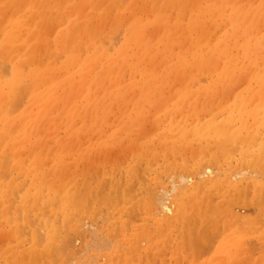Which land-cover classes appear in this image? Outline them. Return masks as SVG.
<instances>
[{
    "label": "rangeland",
    "instance_id": "1",
    "mask_svg": "<svg viewBox=\"0 0 264 264\" xmlns=\"http://www.w3.org/2000/svg\"><path fill=\"white\" fill-rule=\"evenodd\" d=\"M1 1L2 0H0V2ZM6 1L10 3L12 2L11 0H6ZM122 1L123 2H121V4L117 3L118 5L117 8L114 7L113 10L109 11L111 16H115L116 15L115 11H118V9H123L130 2V0H122ZM213 1L216 2L217 0H213ZM260 1L261 0H240V4L244 10H247L248 8H249L248 10L255 9L258 14V15L255 14L253 16V21L255 20V22L253 23L252 29H248V27H242L237 24L235 26L231 25L229 17L232 11L230 12L231 9L224 7L223 12L221 11L219 14L217 13L215 17L207 16L205 18L206 21L203 22L205 25L202 28H205L206 34H204L202 38L199 37L200 33L196 32L197 31L196 28L192 30L187 29V26L190 22V14H191L190 12H187V14H185V16L183 17L184 20H182L181 23L182 30L176 33L175 35L174 38L175 46L171 48L168 47L163 42H161L160 40H156L153 39V37H149L150 36L149 30L151 26H148L149 23L148 16L145 12L143 13L141 11L140 8L142 4H140V2L135 0L132 7L134 8L135 14L140 15L137 16L139 19L137 21L141 24V27H139L137 30H133L130 34H128L127 33L128 29L126 27L127 21H125V24L114 26V28L110 25L108 26L107 24L99 25L103 27V29L101 30L103 33L102 35H100V39L98 40L99 43L96 42L95 44L97 45L91 44L89 47L82 46L79 49V55L81 59H87L88 56L94 55L98 57L99 61L97 63L87 62L86 64L83 65L81 64L72 65V67H70L68 71L64 70L63 68H59L58 73L56 74L57 76L55 75L53 77V80H50V82H47L46 84H44V86L42 85V87H44V90L49 91L48 95L51 93L53 96L51 97L52 100L50 99L51 100L50 105L46 106V109L41 110L39 108L40 106H38L37 104H30V101L28 100V96L26 93L27 92L26 85L27 87H29V82L27 81L24 82L27 84L23 83L22 88H25L24 92L25 91L26 92L23 93L22 91L24 96L21 93L19 97H21V95H22L21 98L25 96L26 97L23 98L22 100L21 98L18 97L19 98L18 101L20 102L22 101L21 102L22 105L18 106L20 108H18L14 114L21 113L22 115L23 113L26 112L28 114L30 113L29 116L32 117L35 116V120L38 128L37 137L39 140H42L43 142L46 143L45 147L47 146L45 148L46 150L45 149H44L45 151L43 150L44 153H42L43 154L42 159L40 158L41 160L38 159L36 160L37 162H40L39 166H42L41 167L42 171L48 172L50 169L63 168V172H65L66 174L65 179L72 180L73 178V180L76 181L77 184L80 186H83V184L87 185L90 183L95 185V183L97 182L102 184L101 192L98 195L99 201L98 199H96L95 204L93 203L94 204L93 206L92 204H90L89 208L84 207L85 204H86L85 206H87V204L92 203L93 200L91 201L87 199L88 201L91 202H87V200L85 201L81 200L82 201L80 202L81 204L79 203L78 204L79 206L77 205L78 208L77 206L76 207L74 206V208L75 209L77 208V210H74L72 207V209L65 211L66 214H64L62 213V211L59 210L60 208L57 207L59 205L57 204V201H52L51 203L49 202L50 207L46 208L48 210H44L45 212H43L42 214L44 217H41L40 216L41 214H38L37 212L35 213V215L31 212L29 214L31 217L29 218L31 219L30 222L28 219V223L23 224V218H24L23 216L25 215V213L23 212L22 208L19 206V202L22 196L28 194V192L29 193L31 192L30 187L32 186V181H30V179L28 178L27 166H29L31 161H34V158L36 159V157L32 159V155H31L32 151L30 150L31 145L29 146V144L26 143L27 145L24 144L23 146L24 149L22 147L23 163L25 162L24 165L25 168H23V170L19 172L15 171L14 169L12 170L11 168L12 164L10 160L8 161L9 165L8 166L5 165V167L2 168V171H6L4 170L5 168L9 171L6 172L8 175H5L7 176V180H9V178L11 177L14 178L12 182L14 183V187L16 188L13 189V191L16 192L14 194L15 197L13 194H11L13 195L11 199L14 198L12 200L13 207L11 208V210L13 209L12 211L13 214L12 212H9V217L12 219L14 216H16V219L19 218L18 221L20 223L19 225L21 224L24 225L23 227L22 226L18 227L17 231L18 233L23 232V234L20 235V238L21 236L24 238L25 241L22 238L21 239L25 243V247H28L29 241L31 242V240L29 239L27 240V238H32L33 235L37 237V235L39 234L40 235L44 234L45 230H43V226L45 229L46 224L47 225L55 224L56 227L59 226V230L62 228V231H67V232L71 228H74L73 231L77 229L76 230L77 234L75 232L73 233H75L74 235L80 236V240H81L80 243L78 240L76 242L74 239L76 244L74 242V246L71 245L72 247L78 245L77 248H79L80 246L81 249H83V250L80 249L82 252H77L75 250L77 254L82 253L81 255L78 254V256L73 251L74 256L76 257H74L71 252L72 255L71 254L70 255L74 260L73 259L71 260V257L67 256L70 252L67 255L63 253V257L66 259L65 260L64 258L61 257L62 254L61 256H58V254H56L55 251L51 250L52 252H55V254H52L51 251L49 253V256L48 254H46L48 258L51 257L50 262L48 261L49 259L47 260V257H45V259H43L42 262H39V264H43V262L44 264L45 263L64 264L65 261L66 264H72V263L96 264L97 262H98L97 264H104L107 259L106 256L109 255L113 257L112 256L114 254L113 251L116 248L117 249L124 248L120 252L121 254L124 255L125 247H122L121 243L117 239L118 237L116 235H114L115 237L112 236L111 233L112 230L114 229V223L116 224L115 221H121V220L128 224L127 234L140 231V229L138 230V228H140L141 226H142L141 229H143L144 226L146 227L148 226L147 230H149V232H152V235H156L158 232L156 223H163L165 225V228L167 230L166 231L164 230V232L166 233L165 235L164 232L162 234V236H165L164 237L165 241L163 240V246H165L166 244L168 245L165 247V250L162 249L164 247L159 248L164 252L161 258H163V260L165 261L161 262L160 258L156 254L155 260H151L152 264L154 263V261L156 262V264H189V263L204 264L205 262L204 259L212 255L213 251L219 247V242L222 240L219 238H222L223 236L224 233L223 229L225 227V224L229 225L231 222V217L229 215L228 216L221 215L216 217V219H212L211 217L208 216L207 217L208 219L206 218L207 222H202V220H200L199 218H197L195 214H193V208L192 210H189L188 208L191 216L189 220L184 223V228L186 229L181 227L182 226L181 221H179L177 216L174 215H177L179 212H181L180 211L181 205L186 204L188 200L186 195H184V192L187 191V189H189L188 196H191L192 190L190 189L196 185L195 184L196 181H197V185L195 189L199 192L201 190V194L207 192L208 200L209 202H212L214 204V205L212 204L213 206H215L218 203V201L220 202L221 200L219 197L217 198L218 194L215 193L214 187L210 186V184L207 182V180L210 181L211 178H213L214 181L213 185L219 184L216 182H219L220 179L221 181L226 180V177H227V181L229 180L228 182L226 181L227 183L231 182L230 184H234V185H237V183H239L237 185L238 194L242 193V195L241 194L240 195L242 196V198H246V199L248 198L251 199L255 197V194L257 192L255 189L257 188V186L264 187V174H262L264 173V160H262V162H260L259 164L253 161L255 159V157H253L254 155L248 156L251 154L253 149L254 150L256 149L255 150L256 153L262 151L261 157L262 159H264V149L259 150L258 145L255 146V143L253 142H249L248 144H242L240 142H237L235 143L237 145H234V143L229 140L231 123L230 121L228 122V118L232 115L235 117L240 116L241 118L246 120L247 125L243 126V129L245 131H243L244 133L242 132L243 134L246 135L248 134L249 131H251L252 133V130H250L251 128L249 125L253 122V119L250 114L261 113L260 116L261 117L264 116V114H262L264 113V83L253 81L257 72L258 71L261 72L262 70H264V67H261L264 66V48H261L262 44H264V39H262L264 38V4H261ZM12 5L13 4L7 6H12ZM63 5L65 6V3L62 4L61 6L62 9L64 7ZM75 5L78 6L77 9L85 8L84 6L85 4H83V2L80 0H75ZM107 7H108V1L104 0L102 8L99 9V13L105 11ZM24 8L25 7L23 4V9ZM14 11H15L14 8H7L1 11V14L4 16L1 23H5L9 19H11L13 17ZM70 13L72 14L73 12L70 11ZM171 13L172 15H170L171 19L169 21L165 20L159 23L160 28H162L163 25L166 24L167 22H169L167 26H169L170 28H175L174 19L178 17V12L176 9H173ZM127 14L129 15V13ZM53 15L54 17H57L56 13H54ZM60 18L63 21L60 22V20L57 19L53 21V26L55 27L53 30V35L50 36V41L54 47L55 45L59 46L58 40L60 41L62 40L64 43L67 39L66 36L67 32H65L62 38L56 40V36H55L56 26H59L60 23L61 26L59 27V30L66 29L70 23V20H68L67 18V14H63ZM208 19L209 21H207ZM94 21L95 19L93 20V23L97 24V21L95 22ZM188 36H191L192 38H187ZM222 38L226 40L227 44L230 47L228 48L229 50L228 55L231 59L233 58L232 65L233 63H235L233 67V72L231 74L232 78H229L227 76L228 75L227 65H229V63L228 61H226L225 58L223 57L219 59L213 58L210 63L207 62L208 52L216 44V42ZM86 39H87L86 37L83 38L84 41H87ZM188 39L189 40L194 39V41L197 42L194 48L189 45ZM260 39H262L260 46L258 48H254V45ZM61 42L60 44L62 45L63 43ZM247 44L249 45L251 44L250 48L252 49L250 51V54H247V47L245 48L243 47L244 45ZM188 46L192 48V50L190 48L188 49ZM40 48H41L40 57L44 62L47 61L48 59H51V61L55 62L56 67L62 65L65 62L66 58L63 55V53L58 54L57 52H51V51L45 52L44 47L42 48L41 46ZM166 48H171V49H169L170 50L169 51ZM193 51H197L199 54L204 55L203 58L206 59L205 63L198 65L193 58L192 55ZM247 55L249 56L247 57ZM182 57H185V59L189 63H191L194 67L178 68L177 67L178 61ZM111 60L113 61L111 63L112 68L110 69V71L105 72L104 69H101L103 64ZM193 68L196 71H194ZM248 74L250 75L249 79L247 77ZM2 75L5 76L6 74L4 73ZM251 75L254 77H252ZM6 76H7L6 78L9 77L8 75ZM83 82H86L84 86L87 87V89L84 91L80 87ZM79 83L81 84L79 85ZM110 84H112V86H110ZM148 86H149V90L147 91V95L145 96L143 95L142 89L143 87H148ZM74 87L80 89L76 91L77 89L76 88L74 89ZM73 89L76 92H74ZM80 92H82L83 94H78ZM182 96H184L185 99H182ZM76 97L79 99H77ZM70 106L74 108V112H73V116L68 118L67 108ZM40 115L45 117L43 119L38 118V116ZM135 121H137V125L131 127L130 126L131 123H134ZM123 122L127 123L128 128L122 129L123 127L121 123ZM212 126L215 127L217 126V130H218L216 136L213 138V141L214 139L217 138L219 139L221 138L224 141L221 140L219 143L213 141L209 143H204L203 137L207 136V134L209 133L208 131H210V127ZM156 128L158 129L157 131ZM169 128L170 131H168ZM257 131L260 134L259 135L260 139H264V137L261 138L262 130L258 129ZM164 133L167 134L163 137ZM254 136L255 134H252V138ZM165 143H167L166 146L167 147L170 146L168 148H171L173 151L170 150V152L168 151V153L163 152L162 151L163 145ZM220 144L232 148L229 150L230 151L229 153H231L230 155H232L231 158L221 154L222 152L221 147L223 146L222 145L220 146ZM252 144L254 145V147H251ZM200 146L201 148H203V150H199ZM151 147L152 149L155 150V154H153V152H149L148 148ZM242 151L244 152V154H242L243 153ZM166 155L168 158L166 157ZM47 159L50 160L48 161ZM184 159L186 160L184 161ZM42 164L44 165L45 170ZM145 164L149 166L151 165L150 169L146 168L147 165ZM211 165L217 167V171L215 169L216 172L214 171V167L211 168ZM202 167L206 168V170L204 169L205 171H207L208 169L210 171L212 169V171H214L217 174H214L211 171V173L209 174L210 176L209 175L207 176L206 172L202 169ZM207 167L209 168L207 169ZM136 168L138 169L135 172L134 170H136ZM119 169L121 173H119ZM129 169H130L129 173L135 172L137 176L132 173H131L132 175L128 174ZM182 170L185 171L186 173L183 174ZM242 170L243 172L244 170H246L247 173L244 174L245 172L243 173ZM142 171L144 172L145 177ZM157 171L159 173H157ZM172 171L175 176L173 175ZM209 171H207V173ZM232 171L234 172V174ZM240 171L243 175L240 173ZM123 172L125 173V175H122ZM177 172H179V174H176ZM200 172H202L203 175L200 176ZM187 173H189V175L192 177H189L188 175L187 177H189L190 179L186 177L187 179L185 180V182L184 180H182V178L185 176L178 177L181 174L186 175ZM212 173L215 176H212L211 175ZM239 173L241 174V176ZM110 174L112 175V177ZM254 174L257 175V179H255L256 177ZM130 175L132 176L131 177L132 181H130ZM134 175L136 176V178ZM171 175L173 177L172 183H171L172 181ZM195 175L197 176V178ZM85 176L87 179L84 178ZM123 177H124V181H122ZM259 179L262 181H260ZM181 180L183 184L187 183L188 182L187 180H190L191 182L189 181L188 185L186 186V189L183 188V192H181L182 191L181 190L177 194V196H175V194L177 193L175 192L174 196L170 198V201L169 202L166 201L167 203L165 202L167 204V205L165 204L166 207H162V206L159 207V205L162 204L159 203V200L156 201L155 198L156 193L157 192L159 193L160 189L162 191H164L163 189L165 190L173 189L175 186L173 184L176 182L178 183V181L180 182ZM81 181L82 182L85 181V182L82 183ZM261 182L262 184H260ZM112 183L116 184V185L114 184V186L117 187L116 190H114L115 189L113 188L114 186L111 185ZM202 183L204 185V186L202 185L203 187L201 186ZM205 183L207 187L205 186ZM15 184H18L20 186L17 187L15 186ZM170 184L173 186H171ZM146 185H148L149 187H147ZM198 186L201 189H199ZM249 186L251 188H249ZM111 187H112L111 191L114 190V193H116L114 194L113 192H111L112 197H110ZM151 190L153 191L151 192ZM13 191L12 193H14ZM116 191L118 192V194ZM126 192H128L130 196ZM150 192L151 193L155 192V193L151 194ZM199 192L198 194L200 195ZM107 193L108 194L110 193L108 198H113V194H114V199H116L117 197L116 195H118V197L120 196L121 198L118 197L117 198L121 199V201L118 200L119 201L118 202L117 199L116 201L115 200L113 201V199H111V201L114 202V204L115 202H117L114 205L113 203H111L110 200H107L108 199L107 198L106 202H104L105 201L104 198H106L105 196H108ZM124 193H126L127 195L125 194V196H123ZM149 193L152 195V197H150L151 195ZM180 193H182L183 195ZM240 195L236 194L237 197H239ZM229 196L233 197V195L232 196L229 195ZM54 197H57V195L56 196L54 195ZM211 197L213 199H211ZM140 202L142 204H140ZM157 202L159 203V205ZM153 203L154 205H152ZM51 204H53L52 208H55V210L57 208L58 210L57 211L53 210L51 208ZM122 205H125L126 209L123 208L124 206ZM146 205L150 207L148 213L145 211L144 208H142L143 206L146 207ZM240 206L241 203H239V205L232 204L230 208L237 209ZM17 207L20 208V210L17 211L18 213L20 211L19 214H17L16 212ZM86 209H89L90 213ZM122 209L124 210V213ZM52 210L55 211L56 213H54ZM82 210H86V212L84 213L85 217L84 216L81 217L80 215L81 213L79 214V212H81ZM156 210H158V212ZM67 212L70 213L68 214ZM72 212L73 215H70L72 214ZM15 213L16 215H14ZM17 215L20 216L17 217ZM66 215L68 217L70 216L71 218L67 219L68 217H65ZM86 215H89V217ZM258 216L264 217V213L258 214L256 217ZM111 217L113 218L111 219ZM122 218H124V220ZM243 218L244 217H238L236 220H234V222H232V225L236 226L237 224L236 222L239 223L242 222L241 220ZM84 220H86L85 222L89 224L83 222ZM258 220L261 219H257L256 221L257 223L252 222L249 225L247 224L249 222H246V224L245 222H242L241 224L243 223L244 224L242 225L243 228L241 229H240L241 226H239L240 232L238 231L237 232L238 235L242 237V240L247 239L248 243H250L251 241L254 242L252 246L251 243L250 245L246 244L247 253L244 254V256L241 255V257L243 258H241L240 259L241 261L239 260L236 264H252V263L264 264V261H262V259H264L262 258L264 257V228H262L261 222H259ZM167 221H169L170 224H166ZM42 222L44 223L41 224ZM98 222H100V224ZM78 224L80 225V228ZM251 224L254 225L252 226ZM30 225L32 226V228H30L31 227ZM11 226H12L11 222L6 223L4 222L3 219H0V251L1 249L4 250V248H6L9 245H12L13 243L12 235L14 234V232L11 233L10 230ZM90 226L92 227L90 228ZM251 226L254 229V232L253 229L250 228ZM236 227L233 228L238 230ZM34 229L37 230V232L39 231L40 233L38 234L36 231H34ZM190 230L192 231V233L197 234L196 238L195 236L193 238L192 245L187 234L190 232ZM12 231L14 230L12 229ZM71 231L68 234L67 233L66 234L69 236L70 233L72 234ZM78 231L81 233V235L84 236H81ZM28 232L32 233L31 234L32 236L30 235L26 236L25 233L29 234ZM259 234L260 237L258 238ZM72 235H70L71 238L74 236ZM40 237L41 239H39V241L42 240L44 236L43 237L40 236ZM81 237L83 238L84 241L81 239ZM108 238L109 240H107ZM147 238L148 237L145 236L140 240V241L145 240L144 242L142 241L140 243L141 249L140 248L138 249L137 247L138 253L141 254L142 252H144L141 254L143 256L145 255L149 256L150 253L148 251H150L151 249H157L159 246L157 245L156 247H154L153 242H152L153 244L152 246L149 244L148 246ZM115 239L118 243L114 241ZM92 241H94L93 243H95L96 246L93 243H90ZM83 242H85V244H83ZM105 242H107V244L109 242L110 243L108 245L102 246V244H106ZM182 242L185 244H183ZM26 243L28 245H26ZM44 243L45 242L43 241L42 244L44 245ZM179 243L181 245V246L179 245V247L182 248V251H179L180 254L178 253L179 255L178 257L175 255L176 253L174 254L173 249ZM255 243L256 245H254ZM209 244L213 246H210V248H208L207 246ZM81 245H83L84 248ZM90 245L91 247H89ZM249 246H251L252 248L251 247L249 248ZM146 247L149 249L146 250ZM253 247L256 248L258 252L256 250L254 251ZM60 248L64 250V245L63 247ZM84 249L85 250L88 249V250L84 251ZM100 249L103 251H101ZM143 249H145L146 252L142 251ZM66 250L69 251L68 248ZM71 250H73V248H70V251ZM139 250L141 251L139 252ZM64 251L61 250V253ZM165 251H169L168 255ZM189 251H192L189 253L190 255L188 254ZM50 254H52V256ZM55 255L58 256L59 258H57ZM64 255H66L67 257H65ZM164 255H167V257ZM172 255H174L173 258H171ZM188 255H189V259L191 258L193 259V257L194 259L193 260L191 259L190 261L188 259ZM53 257L55 258V260L53 259L52 262ZM156 257H157V261H156ZM79 258L80 261H78ZM124 260L125 257L123 256V260L120 258L119 262ZM249 260H251V262ZM1 261L3 262L2 259H0V263ZM107 262L109 263V261ZM125 263L126 262L124 261L123 264ZM135 264H139V263H135Z\"/></svg>",
    "mask_w": 264,
    "mask_h": 264
},
{
    "label": "bare ground",
    "instance_id": "2",
    "mask_svg": "<svg viewBox=\"0 0 264 264\" xmlns=\"http://www.w3.org/2000/svg\"><path fill=\"white\" fill-rule=\"evenodd\" d=\"M11 1H12L11 3L6 1V0H2L0 2V116H1L0 117V217H2L0 219H3L4 222H6V223H10V222L12 223V226H11L10 230H11V233L14 232V234L12 235L13 236L12 245H9V246L6 245L7 247L4 248V250L1 249V251H0V259H2L3 262H4L3 263L1 261L0 264H39V262H42V260L45 259V257H47L46 254H48V256H49V253H50L51 250L55 251L56 254H58V256H61V254H62V256H61L62 258H64L63 257V253L67 255L70 252L67 256L71 257L72 254L74 256L75 250L77 252H82L81 250H83V249H81L80 246H79V248H77L78 245L77 246L75 245V247L71 246V245L74 246V242L75 241L77 242V240H78L79 243L81 241L80 240V236L74 235L75 233L77 234V231H76L77 229L73 231L74 228H71L67 232V231H62V228H61L60 229L61 231H60L59 230V226L56 227L55 224L54 225H51V224L47 225L46 224L45 225L46 226L45 229H44V226H43V230H45L44 234L40 235L39 234L40 232L39 231L37 232V230H35L36 229V227H35L34 231H36L39 235H37V237L35 235H33L32 238H27V240L29 239V240H31V242L29 241V245L26 243V245H28V247H25V243L23 242L24 238L22 236H21V238L23 240L20 238V235L23 234V232L22 233L21 232L18 233V231H17L18 227H21V226L23 227L24 226L23 224H27L28 223V219L31 218L30 215H29L31 212L34 215L37 212L38 214H41L40 215L41 217H44L42 214H43V212H45L44 210H48L46 208L50 207L49 204L52 201H57V204H59L57 207L60 208L59 210L62 211V213H64V214H66L65 211H68L69 209H72V207H73L74 210H77V208L79 206L78 204L80 202H82L81 200H83V201H85L87 199H89L91 201L93 200L94 202L92 201V203H88L87 206H85L86 205L85 204L84 207H86V208L88 207L89 208L90 204H92V206H93L95 204V200L96 199H98V201H99L98 195L101 192L102 184L97 182V183H95V185L90 183V184H87V185L83 184V186H80V185L77 184L76 181L73 180V178H72V180H68V179L66 180L65 179L66 178V176H65L66 174H65V172H63V168L50 169L49 170L50 172L49 171L48 172L42 171V168H41L42 166H39L40 162H37L36 160L37 159L38 160L42 159V155H43L42 153H44V151L46 150L45 148L47 146L45 147L46 143L43 142L42 140H39L38 137H37V135H38V130L37 129L38 128H37L35 116H33V117L29 116L30 113L28 114L26 112L23 113L22 115H21V113L20 114H14L16 112V110L18 108H20L18 106L22 105L21 104L22 101L21 102L18 101V99L21 98L22 95H21V97H19V96L22 93V91H23V93H25L27 91L26 93H27V96H28V100L30 101V104H37L38 106H40L39 108L41 110L46 109V106L50 105L51 100H52L51 97H53V96H52L51 93L48 95L49 91L48 90H44V87H42V85L44 86V84H46L47 82H50V80H53V77L58 73V69L59 68H63L64 70L68 71L69 68L72 67V65H77V64L83 65V64H86L87 62L97 63L99 61L98 57L94 56V55L93 56H88L87 59H81V57L79 55V49L82 46L89 47L91 44H95L96 42L99 43L98 40L100 39V35H102V33H103L101 31L103 29V27L99 26V25H101V24H105L106 25L107 24L108 26L110 25V26H112L114 28V26L125 24V21H127V25H126V27L128 29L127 33L130 34L133 30H137L139 27H141V24L137 21V20H139L137 16H140V15L139 14H135L134 8L132 7L135 0H130V2L127 4L126 7H124L123 9H118V11H115L116 12L115 16H111L109 11L113 10L114 7L117 8V6H118L117 3L121 4V2H123L122 0H117V1L106 0V1H108V7L102 13H99V9L102 8L104 0H80V1L83 2V4H85L84 5L85 8H82V9H77L78 6L75 5V0H11ZM136 1L140 2V4H142L141 8H140L141 11L143 13L145 12L147 14V16H148V19H149L148 26H151V28L149 30V35H150L149 37H153V39L160 40L161 42H163L164 44H166L168 47H171V48H173L175 46V42H174L175 35H176V33L180 32L182 30L181 23H182V20H184L183 17L185 16V14H187V12L191 13L190 14V22H189V24L187 26V29L188 30H192V29L196 28L197 29L196 32L200 33L199 37H201V38L203 37L204 34H206L205 28H202L205 25L203 23V22L206 21L205 18L207 16H214L215 17L217 13L219 14L221 11L223 12L224 7L228 8V9H231L230 12L232 11V13H231V15L229 17L231 25L235 26L237 24V25L242 26V27H248V29H252L253 28V23L255 22V20L253 21V16L255 14H257L255 9L248 10L249 9L248 8L247 10H244L242 8L241 4H240V0H217L216 2H214L213 0H136ZM260 2H261V4H264V0H261ZM64 3H65V6L63 5L64 7L62 9L61 6ZM10 4H13V5L12 6H7V5H10ZM23 4H24V7H25L24 9H23ZM7 8H14L15 11H14L13 17L11 19H9L7 22L1 23L2 19L4 18V16L1 14V11H3L4 9H7ZM173 9H176L177 12H178V17H176L174 19L175 28H170L169 26H167V24L169 22H167L166 24L163 25L162 28H160L159 23L161 21H165V20L169 21L171 19L170 15H172L171 11H173ZM60 11H62V12H60ZM70 11H72L73 13L71 14ZM54 13H56L57 17H54V15H53ZM127 13H129V15ZM138 13H139V11H138ZM63 14H67V18H68V20H70V23H69V25H68V27L66 29H60V30H59V27L61 25L59 23V26H56V29H55V36H56V40H57V39L62 38L63 34L65 32H67V35H66L67 39H66V41L64 43H63L62 40H61L62 42L60 40H58L59 46L55 45V47H54L51 44V41H50V36L53 35V30H54V27H55V26H53V21L55 19L60 20V22L63 21L60 18ZM94 19H95V21H97V24L93 23ZM207 21H209V19ZM64 22H65V20H64ZM183 25H184V22H183ZM185 32H184V34H185ZM84 37L87 38L86 39L87 41L83 40ZM187 38H192V37L188 36ZM262 39H264V38H262ZM262 39H260L254 45V48H258L260 46V44L262 42ZM60 42L63 43V44L61 45ZM188 43H189V45L191 47L194 48L197 42L194 41V39H190V40L188 39ZM95 45H97V44H95ZM250 45L247 44V45L243 46L244 48L247 47V54H250V51L252 49V48H250ZM41 46H42V48L44 47L45 52L51 51V52H57L58 54L63 53V55L66 58L65 62L62 65L57 66V67L55 66V62L51 61V59H48L47 61L44 62L42 60V58L40 57V49H41L40 47ZM171 48H166V49L169 50ZM189 48L190 47L188 46V49ZM228 48H230V47L227 44L226 40L223 39V38L219 39L216 42V44L208 52V60H207V62L210 63L213 58H215V59H219V58H222V57L225 58L226 61H228V63H229V65H227V68H228V73H227L228 75L227 76L229 78H232L231 74L233 72V67H234L235 63H233V65H232V59L233 58L231 59L229 57ZM261 48H264V44H262ZM190 49L192 50V48H190ZM192 55H193V58H194L195 62L198 65H201V64L205 63L206 59L203 58L204 55L199 54L197 51H193ZM248 56L249 55H247V57ZM112 61L113 60L103 64L101 69H104L105 72L110 71V69L112 68V65H111ZM224 63H226V62H224ZM207 66H210V65H207ZM177 67L178 68H187V67L191 68V67H194V66L191 63H189L185 59V57H182L178 61ZM261 67H264V66H261ZM220 70H221V68H220ZM194 71H196V70L194 69ZM4 73L6 75H8L9 77L6 78L7 77L6 75L5 76L2 75ZM247 77L249 79L250 75L248 74ZM252 77H254V76H252ZM248 79H247V81H248ZM26 81L29 82V87H27V85H26V91L24 92L25 88H22V85ZM253 81L264 83V70H262L261 72L258 71L256 76L254 77ZM85 83L86 82H83L82 84L79 83V85L81 84L80 87L83 89V91L87 89V87L84 86ZM24 84H27V83H24ZM110 86H112V84H110ZM110 86H109V88H110ZM75 88L76 87H74V89ZM79 89H77L76 91H78ZM148 90H149V86L148 87H143V89H142L143 95L146 96ZM76 91L74 90V92H76ZM159 93H161V92H159ZM78 94H83V93L80 92ZM23 96H24V94H23ZM25 97H23V98H25ZM23 98H21V100ZM74 99H75V97H74ZM77 99H79V98H77ZM182 99H185V97L182 96ZM92 106H93V104H92ZM167 106H168V104H167ZM21 111H22V108H21ZM73 112H74V108L72 106L67 108V116H68V118L73 116ZM26 114H28V115H26ZM262 114H264V113H262ZM250 115L252 116V119H253V122L249 125L250 128H251L250 130H252V133H251V131H249L248 134H246V135L243 134L244 133L243 131H245L243 129V126L247 125L246 120H244L240 116H236L235 117L233 115L228 118V122L230 121V123H231V129H230V132H229V138H230L229 140L232 141L234 143V145H237V144H235L237 142H240L242 144H248L249 142H253V143H255V146L258 145L259 150L264 149V139H260V137H259L260 134L257 131L258 129H261L262 130L261 138L264 137V136H262V135H264V116L261 117L260 116L261 113L250 114ZM44 117L45 116H42V115L38 116V118H42V119ZM91 117H92V115H91ZM37 120H39V119H37ZM121 124H122V127H123L122 129L128 128V125H127L126 122L125 123L123 122ZM135 125H137V121H135L134 123H131L130 126L133 127ZM158 126H160V125H158ZM220 129H221V127H220ZM157 130L158 129L156 128V131ZM168 131H170V128L168 129ZM208 132L209 133L207 134V136L203 137L204 143H209V142L213 141V138L216 136V134L218 132L217 126L216 127L215 126L210 127V131H208ZM166 134L167 133H164L163 137ZM252 134H255V136L253 138H252ZM221 140L224 141L221 138L220 139L217 138V139H214L213 142L219 143ZM26 143L29 144V146L31 145V149L30 150L32 151V154H31L32 155V159L34 157H36V159L34 158V161H31L29 166H27V168H28V173L27 174H28V178L30 179V181H32V186L30 187L31 188V192L29 193L28 191H30V190H28L27 191L28 194L22 196L21 199H20L19 206L22 208V210L25 213V215L23 216L24 217L23 218V224L19 225L20 224L18 222L19 218H17L18 219L17 220L16 216H14L12 219L9 217V212L13 211V209L11 210V208L13 207V201L12 200L14 198L11 199V197H13V195L16 192V191H13V189L16 188V187H14V183L12 182L14 178L11 177V178H9V180H7V176H5V175H8L6 173L8 170L5 168L4 170H6V171H2V168H4L5 165H7V166L9 165L8 164L9 160L11 161V164H12V167H11L12 170L14 169L15 171L19 172V171L23 170V168H25L24 167L25 162L23 163V155L22 154H23V149H24L23 146ZM225 143H226V141H225ZM166 145H167V143H165L163 145V150L162 151L168 153V151L170 152V150H172V149L168 148L170 146L167 147ZM221 145L222 144H220V146ZM222 146L223 147H221V149H222L221 151L223 153L221 152V154H223L226 157H230L231 158L232 155H230L231 153H229L230 152L229 150L232 149V148L227 147L225 145H222ZM22 147H23V149H22ZM251 147H254V145L252 144ZM148 150H149V152H153V154H155V150L152 149V147L148 148ZM152 150H154V151H152ZM199 150H203V148H201V146H200ZM253 150H252L251 154L248 155V156L254 155L253 157H255V159L253 161H255V162L260 164V162H262V160H264L261 157L262 151L256 153V151H255L256 149L254 151ZM234 151H236V150H234ZM145 154H146V152H145ZM242 154H244V152ZM166 157H167V155H166ZM167 158H166V160H167ZM47 160L49 161L50 159H47ZM185 160L186 159H184V161ZM253 161H251V162H253ZM145 165H147V164H145ZM150 166L147 165L146 168L150 169ZM131 167H133V166H131ZM168 167H170V166H168ZM194 167H196V166H194ZM204 167H205V165H204ZM212 167H214V166L211 165V168ZM43 168H44V165H43ZM138 168H136V170H134V171L136 172ZM208 168L209 167H207V169ZM202 169L206 170V168H203V167H202ZM215 169L217 171V167L216 166L214 167V171H215ZM246 169H248V168H246ZM260 169H262V168H260ZM44 170H45V168H44ZM195 170H197V169H195ZM222 170H224V169H222ZM125 171H126V169H125ZM131 171H133V170H131ZM182 171H180V172H182ZM207 171H209V169ZM207 171H205V172H206V175L208 176L211 173L212 169L208 173H207ZM214 171H212V172L214 174H217V173H215L216 171L215 172ZM258 171H259V169H258ZM124 172H123L122 175H125ZM129 172H130V169L128 171V174L132 173V174H135L137 176V174L135 172L134 173L133 172L129 173ZM237 172H239V171H237ZM242 172H243V170H242ZM244 172H243L244 174L247 173L246 170H244ZM119 173H121L120 169H119ZM157 173H159V172L157 171ZM172 173H173V171H172ZM184 173H186V172L183 171V174ZM213 173L211 175L215 176V175H213ZM240 173H241V171H240ZM143 174H144V172H143ZM176 174H179V172H177ZM233 174H234V172H233ZM241 174H240V176H241ZM262 174H264V173H262ZM131 175H130V181H132V178H131L132 176ZM158 175H160V174H158ZM173 175H174V173H173ZM188 175H189V173H187L186 175H182L181 174L178 177L185 176V177H183L184 179L182 178V180H184V182H185V180L187 178L190 179L189 177H192L190 175H189V177H187ZM201 175H203L202 172H200V176ZM78 176H81V175H78ZM136 176H135V178H136ZM204 176H205V174H204ZM111 177H112V175H111ZM144 177H145V174H144ZM255 177H256L255 179H257V175H255ZM15 178H17V177H15ZM84 178H86V176ZM171 178H172V181H171V183H172L173 182L172 175H171ZM196 178H197V176H196ZM219 178H221V177H219ZM211 179H210V181L207 180V182L210 184V186L214 187L215 193L218 194L217 198L219 197L221 201L220 202L218 201V203L215 206H213L214 204L212 202H209V200H208L207 192L204 193V194H201V190L199 192V191H197L195 189V187L197 185V181H196V183H195L196 185L194 184L195 186H193L190 189V190H192L191 196H188V194H189L188 190L189 189H187V191L184 192V195H186L188 200H187L186 204L181 205V209H182V210L180 209L181 212H179L177 215H174V216H177L179 221H181V224H182L181 227L184 228V223L187 222L189 220L190 216H191L189 210H192V208H193V214H195L197 216V218L202 220V222H207L206 218L208 216L211 217L212 219H216V217L221 216V215H223V216H228L229 215L231 217V222H230L229 225L225 224V227L223 229V232H224L223 236H222V238H219V239H222L219 242V247L216 248V250L213 251L212 255H210L206 259H204L205 260L204 264H236L241 258H243V257H241V255L244 256V254L247 253L246 244L250 245V243H251V246H252L253 242H254V241L253 242L251 241L250 243H248L247 239L246 240H242V237L238 235V232H240L239 226H241L240 229L243 228L242 225L244 223L243 224H241V223L245 222V224H246V222H249V223H247L249 225L252 222L257 223L256 222L257 219H261L262 221L261 220H258V221L261 222L262 228H264V217H262V216L256 217L258 214L264 213V187H261V186L258 187L257 186V188L255 189L257 191L256 194H255V197H253L251 199H249L247 197L249 199L248 200L246 198H242V196H241L242 193H240L241 195L238 194L237 185L239 183H237V185L230 184L231 182L227 183L229 180L227 181V177H226V180H222L221 181V179H220L219 182H216V183H219V184L213 185V183H214L213 178H211ZM232 179H233V176H232ZM234 179H235V177H234ZM167 180H168V178H167ZM182 180L180 182L178 181V183H181V184H178L176 181H174L177 184L176 183L173 184V185H175L174 188L172 187L173 189H169V190L166 189L168 191H166L165 189H163L164 191H162L161 189L159 191V189H158L160 194L157 192L158 195L156 193V197L155 198H156V201L159 200V203L162 204V205H159V203L157 202L159 207L160 206L166 207V205H167L166 203L170 201V198H172V196H174L175 192H177L175 194V196H177V194L181 190H182L181 192H183V188L186 189V186L188 185V182L190 180H187L188 182L185 183V184H183ZM122 181H124V177H123ZM260 181H262V180H260ZM84 182H82V183H84ZM55 184H57V185H55ZM79 184H81V183H79ZM114 184L115 183H112L111 185L114 186ZM260 184H262V182ZM173 185H171V186H173ZM202 185H203V183L201 184V186ZM15 186L18 187L20 185L15 184ZM146 186L149 187L148 185H146ZM205 186H206V183H205ZM250 186H249V188L252 187V186L251 187ZM113 188H115L114 190H116L117 187L114 186ZM119 188H120V186H119ZM188 188H190V187H188ZM199 189H201V188L199 187ZM111 190H112V187L110 188V193L111 192L114 193V190L113 191H111ZM202 190H203V188H202ZM241 190H243V189H241ZM12 191L14 193H12ZM17 191H19V190H17ZM152 191L153 190H151V192ZM155 192H153V193H155ZM198 192L200 193V195L198 194ZM126 193L128 194V192H126ZM126 193H124L123 196H125ZM153 193H151V194H153ZM11 194H13V195H11ZM109 194L107 193L108 196H105L106 198H104V200H105L104 202H106V199L109 197ZM114 194H116V193H114ZM114 194H113V198H108L107 200L111 201V199H113V201L114 200L116 201V199H117V201L118 200L121 201V199H118V198H121L120 196L118 197V195H116L118 198L115 196L116 199H114ZM117 194H118V192H117ZM140 194H141V192H140ZM180 194H182V193H180ZM236 194L240 195L241 197L240 196L237 197ZM54 195L55 196L57 195V197H54ZM229 195H231V196L233 195V197H230ZM248 195H250V194H248ZM14 197H15V195H14ZM110 197H112V193L110 194ZM140 197H141V195H140ZM145 197H146V195H145ZM150 197H152V195ZM132 199H133V197H132ZM211 199H213V198L211 197ZM91 201L87 200V202H91ZM212 201H214V200H212ZM111 203L114 204V202H112V201H111ZM116 203L117 202H115V204ZM154 203L152 205H154ZM239 203H241V206L239 208H237V209H235V208L231 209L230 208L232 204H238L239 205ZM126 204H128V203H126ZM140 204H142V203L140 202ZM210 204L211 205L213 204V205L211 206ZM52 205L53 204H51V208H52ZM74 206L75 207L77 206V208L75 209ZM122 206H124L123 208L126 207L125 205H122ZM18 207L16 208L17 209L16 212L18 210H20V208H18ZM81 208H83V207H81ZM142 208H144L147 213L150 210V207L147 206V205H146V207L143 206ZM188 208H189V210H188ZM52 209L55 210V208H52ZM131 209H132V207H131ZM57 210L58 209L56 208L55 211H57ZM86 210H88V212L90 213L89 209H86ZM86 210H82L81 212H79V214L81 213L80 214L81 217L85 215L84 213L86 212ZM55 211H53V212L56 213ZM122 211L124 213L123 209H122ZM156 211L158 212V210H156ZM160 211H161V208H160ZM155 212H154V214H155ZM19 213H20V211H19ZM19 213L17 212V214H19ZM58 213H59V211H58ZM67 213L69 214L70 212H67ZM99 213H101V212H99ZM12 214H13V212H12ZM14 215H16V213ZM70 215H73V212ZM19 216L20 215H17V217H19ZM86 216L89 217V215H86ZM113 216H115V215H113ZM130 216H131V214H130ZM59 217H61V216H59ZM65 217H68V216L66 215ZM98 217H99V215H98ZM164 217H165V214H164ZM238 217H244V218L241 220L242 222H240V223L236 222L237 224L239 223L238 225L236 224L237 227L235 225L233 226L232 222H234V220H236ZM36 218H37V216H36ZM70 218L71 217L69 216L67 219H70ZM112 218L113 217H111V219ZM122 219L124 220V218H122ZM30 220L31 219H29V222H30ZM48 220H50V219H48ZM250 220H251V222H250ZM85 221L86 220H84L83 222H85ZM147 221H148V219H147ZM58 222H59V220H58ZM78 222H80V221H78ZM88 222H90V221H88ZM115 222H116V224L114 223V229L113 230L111 229L112 230L111 233H112V236L116 235L118 237V238L117 237L116 238L119 240V242L121 243L122 247H125V252H124V255H123L120 252L124 248H121V249L120 248H118V249L116 248L113 251L114 252V254L112 255L113 257H111L109 255H107L109 257L106 256V258L108 260L106 259L104 264H121V263L123 264L124 261L126 262L125 264H135V263L152 264L151 260H155V255L156 254L160 258L161 262L165 261V260H163V258H161L162 254H164V252L161 249H159L161 247H164L162 249L165 250V247L168 245V244L164 243L166 245L163 246V240L165 241V239H164L165 236H162V234H163L164 230L165 231L167 230L163 223H156L158 232H157L156 235H152V232H149V230H147L148 226L147 227L144 226L143 229H141L142 228V226H141L140 228H138V230L140 229V231H136V232H132V233L127 234L128 233L127 232L128 224L123 222L122 220L121 221H115ZM32 223H34V222H32ZM43 223L44 222H42L41 224H43ZM85 223H87V222H85ZM98 223L100 224V222H98ZM171 223H173V222H171ZM87 224H89V223H87ZM166 224H170V222L167 221ZM90 225H91V223H90ZM251 225L253 226L254 224H251ZM85 226H87V225H85ZM104 226H105V224H104ZM232 226L234 228L236 227L238 230L234 229ZM252 226L250 227L251 229H253ZM55 227H56V229H55ZM91 227L92 226H90V228ZM30 228H32V226ZM79 228H80V225H79ZM101 228H102V226H101ZM101 228H99V229H101ZM262 228H261V231H262ZM12 229L14 231H12ZM170 229H171V227H170ZM184 229H186V228H184ZM78 230H80V229H78ZM105 230H107V229H105ZM235 230H236V232L238 231L237 232L238 236L236 235ZM244 230H245V228H244ZM70 231L72 232V234L76 238L77 237L78 238L76 239L71 233L68 236L67 234ZM29 232H31V231H29ZM73 232H75V233H73ZM253 232H254V229H253ZM31 234L32 233H29V234L25 233L26 236L27 235L28 236L29 235L32 236ZM79 234L81 235L80 232H79ZM165 234L166 233L164 232V235ZM187 234H188V238L190 239L191 245H192L193 238H194V236L196 238L197 234L196 233H192L191 230ZM70 235H72L74 237V238L72 237L73 240H72ZM40 236H42V237L44 236L43 237L44 240L42 239L45 242L44 245L42 244V242H43L42 240L39 241V239H41ZM81 236H84V235H81ZM145 236L148 237L147 238L148 239L147 245L149 244V245L152 246L154 244L153 245L154 247L159 245L157 249H151L150 251H148L150 253L149 256L141 255L144 252H142L141 254L137 252L138 251L137 247H138V249L139 248L141 249L140 243L143 240L142 241H140V240L143 237H145ZM38 237H40V238H38ZM259 237H260V234H259L258 238ZM9 239H11V238H9ZM74 239H75V241H74ZM81 239L83 240L82 237H81ZM107 240H109V238ZM114 241H116V239ZM76 242H75V244H76ZM93 242L94 241H92L90 243H93ZM152 242H153V244H152ZM173 242H175V241H173ZM79 243H77V244H79ZM105 243L106 244H102V246L108 245L110 242L108 244H107V242H105ZM111 243H112V241H111ZM81 244H82V242H81ZM83 244H85V242H83ZM93 244L95 245V243H93ZM183 244H185V243H183ZM63 245H64V250H66L68 248L69 251L68 250L64 251L63 249H61L60 247H63ZM138 245H140V246H138ZM179 245H180V243L177 244L176 247L173 249L174 254L176 253L175 255L178 256V257H179L178 253L180 254L179 251H182V248H180ZM254 245H256V243ZM68 246H71V247H68ZM81 246L83 247V245H81ZM170 246H171V244H170ZM210 246H213V245L209 244L207 247L210 248ZM251 246H249V248ZM58 247H59V249H61L64 252L61 253V250H59ZM89 247H91V245ZM147 247H146V250L149 249ZM70 248H73V250L70 251ZM108 248H109V246H108ZM85 249H84V251L88 250V249L87 250H85ZM90 249H93V248H90ZM90 249H89V251H90ZM56 250L58 251V253H57ZM106 250H108V249H106ZM255 250L258 252V250L256 248H254V251ZM52 251H51V253L55 254V252H52ZM101 251H103V250H101ZM101 251H100V253H101ZM140 251L141 250H139V252ZM142 251H145V249H143ZM65 252H67V253H65ZM71 252H72V254H71ZM77 252H75V254H77ZM165 252L168 255L169 251H165ZM190 252H192V251H189L188 254ZM52 254H50V255L52 256ZM78 254H77V256H78ZM81 254L82 253H80L79 255H81ZM66 255H64V256L67 257ZM167 255H164V256L167 257ZM189 255H188V259H189ZM58 256H56V257L59 258ZM123 256L125 257V260L119 262L120 258L123 260ZM173 256L174 255H172L171 258H173ZM191 256H193V255H191ZM74 257H76V256H74ZM50 258L47 257V260L49 259L48 260L49 262H50ZM262 258H264V257H262ZM53 259L55 260V258L54 257L52 258V262H53ZM72 259L73 258L71 257V260ZM191 259H189V260L191 261ZM193 259H194V257H193ZM91 260H94V259H91ZM260 260H261V258H260ZM78 261H80V258H79ZM101 261H99V262H101ZM107 261H109V263ZM156 261H157V257H156ZM249 261L251 262V260H249ZM262 261H264V259H262ZM65 262H64V264H66ZM43 264H44V262H43ZM153 264H156V262L154 261ZM189 264H192V263H189ZM252 264H254V263H252Z\"/></svg>",
    "mask_w": 264,
    "mask_h": 264
}]
</instances>
